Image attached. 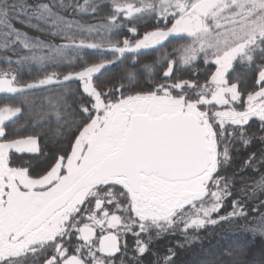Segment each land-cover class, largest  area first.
Listing matches in <instances>:
<instances>
[{
	"label": "snow or ice",
	"instance_id": "snow-or-ice-1",
	"mask_svg": "<svg viewBox=\"0 0 264 264\" xmlns=\"http://www.w3.org/2000/svg\"><path fill=\"white\" fill-rule=\"evenodd\" d=\"M24 3L0 0V25L10 29L0 33V47L27 50L0 69V94L11 101L0 104V264H116L117 255L120 264H140L161 234L179 231L188 239L190 230L231 227L249 215L257 218L244 230L264 236V148L232 177L221 175L233 165L236 145H264V136L249 130L257 118L264 133V0H38L27 10ZM104 6L108 12L96 24L63 14H98ZM20 12L21 24L67 42L13 28ZM151 17L156 27L143 34L124 23ZM124 28L131 39L118 38ZM173 37L185 43L161 51ZM85 49L94 51L86 57ZM149 51L160 55L141 66L150 82L140 84L138 56ZM129 53L136 54L130 66L101 79ZM201 61L203 73L193 68ZM25 64L45 74L21 84ZM237 64L255 66L250 90ZM156 66L164 67L159 81L151 79ZM66 82L79 86L71 90ZM52 88L43 119H54L55 134L68 139L67 148L45 154L38 137H22L23 126L10 125L31 105L28 90ZM25 154L44 159L37 164ZM246 170L258 175L235 192ZM228 199L232 210L220 215ZM166 251L154 254L155 264H174L175 250ZM226 256L228 264H249L243 249Z\"/></svg>",
	"mask_w": 264,
	"mask_h": 264
},
{
	"label": "trees",
	"instance_id": "trees-1",
	"mask_svg": "<svg viewBox=\"0 0 264 264\" xmlns=\"http://www.w3.org/2000/svg\"><path fill=\"white\" fill-rule=\"evenodd\" d=\"M38 0H25L23 7L27 10L28 5H34ZM47 2V0H46ZM83 3L84 0H65V3ZM108 12L107 6L101 8L98 14H88L76 12L73 13L71 8H68L63 14L69 20H76L81 24H96L101 21L103 16ZM25 19L23 12H20L19 19L11 18L10 22L12 27L18 29L22 32L27 33L29 37H38L39 39L53 43L61 44L66 43L67 41L63 40L60 37H53L47 34L46 32H40L33 28L28 27L26 24H21L19 20ZM119 22V21H118ZM32 23H36L35 20ZM127 27H132L135 24L139 28L141 34L146 31L153 30L156 27V18L151 17L143 21L135 22H124ZM162 26V24H161ZM170 27V25H169ZM10 29L7 25H0V33H8ZM120 36L118 38L122 39L127 36L129 39L132 37L127 32L126 28L120 29ZM11 39H15L14 36ZM3 37L0 36V43H3ZM95 42V41H91ZM185 43L183 39L175 38L169 39L166 42V46L161 51H171L172 48L178 46L179 44ZM94 50L85 49L83 54L87 57ZM143 51V50H142ZM27 50L22 49L20 45L15 47V50L12 47L4 49L0 47V69H7L9 65L7 64V58L11 57L13 60H16L18 56L26 55ZM136 54H126V59L124 65H119L114 68H110L104 73L101 77L102 80L110 79L112 77H118L121 74L122 68L127 65L130 66L132 59ZM160 55L158 51H149L145 52L142 55H139L140 64L136 65L137 68H140L142 75L139 77V83L144 84L146 81L150 82L149 74L141 67L145 63H153L157 57ZM257 58H259V53H257ZM12 68H17L16 64L11 65ZM206 65L201 61L196 63L193 68L200 69L201 73L204 72ZM237 71L243 74L242 87L247 86L250 90V86L253 82V77L256 74L255 66L242 67L240 64L236 65ZM71 69L65 67L63 69H57L49 67L46 69L47 72H62L66 74ZM214 71V67L211 69ZM164 71L163 66H156L154 68V76L151 79L160 80L162 73ZM192 69H189L188 72L181 73L184 78H189V73ZM45 73L40 70V67L35 64H25L19 68L18 72V81L21 84L29 83L34 80L41 78ZM204 75L200 76V79L203 80ZM119 83V81H116ZM71 90H75L79 86V82H66L65 85ZM56 89H36L28 90L25 94L28 99L32 102L30 106L23 107V114L19 116L15 125H10V128L16 126H23L21 128L20 135L26 137L28 135H34L38 137V147L42 150L43 153L49 154L55 152L57 149L67 148L66 141L67 136L56 135L57 126L54 119L51 123L43 119L44 114L49 111L48 108V97L52 92H55ZM11 102L5 100L4 94L0 95V104ZM71 103V101H69ZM259 120L252 119L250 121V131L256 133L257 137L264 136V133H260L259 129ZM238 152L235 155L233 165L227 169L226 172H222L221 175H227L232 177L234 173L240 170L242 163L247 156L253 152L257 153L258 157L261 153V149L264 148V145L260 143V140L257 139L254 141L247 149H244L241 145H236ZM24 160H33L34 163H39L44 159L43 156H38L35 154H25ZM256 173H253L251 170H246L242 177H236V184L234 191L240 192L242 189L243 183H250L252 178L256 177ZM239 196H234L233 199H238ZM264 199V197H261ZM254 204H249V208L254 207ZM231 200H225L224 208L220 212V215H224L227 212H230ZM247 210V209H246ZM264 212V209H261ZM255 215H249L247 219H240L238 221H233L232 226L220 225V226H208L200 230H190L187 233L188 239H185L183 233L177 231L174 233L161 234L159 238H154L151 246V252L146 254L141 260L140 264H155L156 255L159 253L160 256L167 255V249L173 248L175 250L174 264H228V259L226 252L228 250H240L243 249L248 253L247 259L249 264H261L262 255H264V236L254 234L250 231L244 230L245 225L251 227L256 220ZM130 247L133 246V240L128 237ZM183 245V247H178L177 245ZM127 255L132 256L131 252H128ZM122 257L117 255L116 264H120ZM127 264V262H125Z\"/></svg>",
	"mask_w": 264,
	"mask_h": 264
},
{
	"label": "rangeland",
	"instance_id": "rangeland-1",
	"mask_svg": "<svg viewBox=\"0 0 264 264\" xmlns=\"http://www.w3.org/2000/svg\"><path fill=\"white\" fill-rule=\"evenodd\" d=\"M155 18V17H154ZM171 26V25H170ZM129 54H132V53H129ZM253 119H256V120H258L257 118H253ZM131 237V236H130ZM132 238V237H131Z\"/></svg>",
	"mask_w": 264,
	"mask_h": 264
},
{
	"label": "water",
	"instance_id": "water-1",
	"mask_svg": "<svg viewBox=\"0 0 264 264\" xmlns=\"http://www.w3.org/2000/svg\"><path fill=\"white\" fill-rule=\"evenodd\" d=\"M176 37L170 38V39H175ZM1 95V94H0Z\"/></svg>",
	"mask_w": 264,
	"mask_h": 264
}]
</instances>
